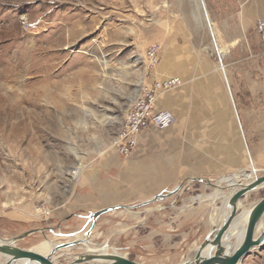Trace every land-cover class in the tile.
<instances>
[{
    "label": "rangeland",
    "instance_id": "1",
    "mask_svg": "<svg viewBox=\"0 0 264 264\" xmlns=\"http://www.w3.org/2000/svg\"><path fill=\"white\" fill-rule=\"evenodd\" d=\"M211 14L208 0H0V239L45 230L51 222L45 211L85 193L83 174L100 166L158 66L146 60L157 44L161 60L172 53L173 42L192 45V98L198 101L193 108L203 112L200 118L236 123V129L222 128L230 142L235 129L241 145L243 159L230 172L264 176V15L247 24L241 13ZM210 77L215 85L207 92ZM192 185L182 181L180 192L168 198L175 201L179 222L165 235L181 243V260L218 224L222 206H201L192 215V198L204 195ZM171 191L145 192L129 206ZM263 196L264 189L250 193L244 206ZM143 209L113 211L124 213L112 217L98 244L114 247L115 236L107 234L115 232L123 248L124 233L133 227V253L139 256L140 239L151 236L139 227ZM90 227L72 240L84 238ZM44 236L32 234L17 246L35 249ZM166 236L149 241L159 250ZM250 257L247 264H264V247Z\"/></svg>",
    "mask_w": 264,
    "mask_h": 264
},
{
    "label": "crops",
    "instance_id": "2",
    "mask_svg": "<svg viewBox=\"0 0 264 264\" xmlns=\"http://www.w3.org/2000/svg\"><path fill=\"white\" fill-rule=\"evenodd\" d=\"M208 5L214 16H238L241 13L246 22L247 19H250V22L253 23L255 20L251 17L264 15V0H208ZM172 48L174 49L172 53L164 57L163 60H161L162 53L164 54L162 50L160 63L148 79L149 82L148 80L144 82L141 92L144 88L151 87L156 81L179 78L182 85L162 94L156 103L157 111L171 112L176 117L177 123L164 131L155 129L144 131L139 138L137 152L130 158L120 157L111 148L104 152L105 154L102 155L99 163L100 166L93 172L88 171V173L83 174L84 180L81 185L85 189V193L78 194L74 201L52 210L50 226L45 228L49 230L45 232L44 236L50 243L56 244L59 241L66 243V240L68 242L69 240L73 241V237H82L90 225L93 226L91 217L98 211L111 207H128L131 209L141 206L144 209L140 216V230L151 235L140 239L141 254L137 256L133 253L134 248L136 249L132 239L133 227L124 233L123 248H121L122 238L120 236L118 238L115 232L107 234V236H115L117 242L116 244L113 243L114 247L120 254L140 264L154 262L147 259V257H154L155 262L182 264L189 257H193L196 249L222 224L224 218L221 216L226 209L221 206V211H217L218 224L214 228L210 225L205 238L202 241L196 240L193 242L195 244L192 252H188L181 260L179 257L181 243L179 241L177 243L170 242L173 235H165V232H170L171 228L172 231H175V226L179 222L177 215L174 213L176 211L175 201H170L167 198L154 202L152 201L154 198H151L141 204L129 206L134 197H140L145 192L154 193L169 189L174 190L179 183L187 179H203L205 182H192V188L198 189L200 187L202 189L200 190L201 193L204 189V195L199 194L192 198V204L194 205L192 206V215L201 210V206L206 209L209 208L211 211L216 202H220L222 205V199L230 193L226 192L219 196L218 190L209 187L208 183L217 184L222 179L234 176L235 173L230 171L243 159L242 156L238 155L241 145L237 141L236 123L223 119L206 120L200 118L203 112L196 111V108H193V105H196L198 101L192 98V45L188 43L176 47V43L173 42ZM213 80L210 77L206 86L201 83L199 87L203 90L204 85L205 91L211 92L215 85ZM207 98H210V93ZM228 126L235 128L230 135L231 142L229 137L222 131V128ZM231 144L232 146H230ZM103 175L106 177H102ZM222 185L224 186L225 183ZM217 197H220V200L215 201ZM253 205L247 204L243 210H248ZM121 210L102 215L96 221L94 232L90 238L94 247L101 249L103 244L99 245L98 243L105 240L106 225L112 223V217L122 216L124 212ZM235 227H238V221L231 233L232 237L237 230ZM109 229L110 231L115 230L113 228ZM58 233L64 234L65 237H59ZM121 233L118 232L117 234L120 235ZM156 235L168 237V240L164 237L167 244H162V248L159 250L154 249V245L149 241L150 237L152 240V237ZM100 238L102 241L97 242ZM62 240L65 241L62 242ZM235 244L236 239H233L231 248ZM135 245L137 246V244ZM152 246L153 248H151ZM145 248L148 251L154 250L147 254V251H142ZM87 252L89 250L84 247L60 251L56 254V256H60L56 264H69L76 257ZM248 256L240 264H247L249 260L253 261Z\"/></svg>",
    "mask_w": 264,
    "mask_h": 264
},
{
    "label": "water",
    "instance_id": "3",
    "mask_svg": "<svg viewBox=\"0 0 264 264\" xmlns=\"http://www.w3.org/2000/svg\"><path fill=\"white\" fill-rule=\"evenodd\" d=\"M192 182H205L203 179H191ZM225 183L223 186L222 184ZM264 185V176L257 177L249 183H231L227 179H222L217 184L209 182L208 186L218 190V195L230 193L222 200V208L230 209V213L224 219V222L213 231L207 239L196 249L193 257H189L182 264H240L242 260L251 254L254 250L264 246V196L258 200L249 209L247 214L245 229L242 237L237 238L236 235L232 237L231 233L234 231V226L242 216L245 215L246 210H243V201L252 192H255ZM181 190L177 187L170 193L160 194L152 201L157 202L160 199H167L175 196ZM220 200V197L215 198V201ZM137 206L136 208H140ZM120 208L130 210L128 207H111L103 209L94 213L91 217L93 226L86 233L84 238H77L74 241L66 243H56L52 246L50 253L45 256L36 252L34 249L25 250L17 246L19 242L28 236L36 233H45V230H32L28 233L15 237L13 239L4 240L0 242V258L3 260L0 264H21L28 262L29 264H56L60 256L56 254L63 250H73L76 247H84L92 245L90 240L96 221L105 214L116 211ZM135 208V207H134ZM260 232V233H257ZM259 234L257 237L256 235ZM63 235H60L62 237ZM236 239V244L231 248V241ZM48 240H45L47 242ZM225 241V243H223ZM94 246V244L92 245ZM101 252L89 251L81 256L76 257L74 261L69 264H140L127 256L120 254L115 247L107 243L99 249Z\"/></svg>",
    "mask_w": 264,
    "mask_h": 264
},
{
    "label": "built area",
    "instance_id": "4",
    "mask_svg": "<svg viewBox=\"0 0 264 264\" xmlns=\"http://www.w3.org/2000/svg\"><path fill=\"white\" fill-rule=\"evenodd\" d=\"M161 49L157 44L147 50L146 60L149 66L159 64ZM181 85L179 78L165 79L156 81L151 87L144 88L136 95L110 148L120 157L130 158L137 152L139 138L144 131L150 129L164 131L174 126L177 123L176 117L169 111H157L156 103L162 94ZM44 213L47 217L51 215V211Z\"/></svg>",
    "mask_w": 264,
    "mask_h": 264
},
{
    "label": "bare ground",
    "instance_id": "5",
    "mask_svg": "<svg viewBox=\"0 0 264 264\" xmlns=\"http://www.w3.org/2000/svg\"><path fill=\"white\" fill-rule=\"evenodd\" d=\"M72 175H74V177L77 179L80 176V169H77L75 172H73ZM254 179L255 178H253V173H251V172H241L240 174H235L232 177L230 176V178H228L227 181L229 180V181H231V183H240V182H242V183L246 184V183L251 182ZM260 188L264 189V185H262ZM248 212H249V209L246 210V213H245L244 216H242V219H240L238 221V227H235L237 229L236 233H235L237 238H239V237L241 238L242 237V234H243L244 229H245L246 221H247V218H248V216H247ZM229 213H230V209H226L221 217L225 219ZM224 219H223V222H224ZM236 225H237V223H236ZM0 242H2V239H0ZM53 245L54 244L51 245V243L49 241H47V242H44V243L40 244L39 246H37L34 250L36 252H38V253L46 255L47 253H49L51 251V248H52ZM86 249L89 250V251H93V252H101L99 250L100 248L98 249V248H92V247L88 246ZM21 264H29V263L28 262H23Z\"/></svg>",
    "mask_w": 264,
    "mask_h": 264
}]
</instances>
